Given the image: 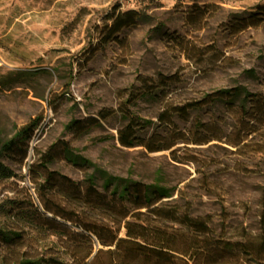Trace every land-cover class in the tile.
I'll return each mask as SVG.
<instances>
[{"label":"rangeland","instance_id":"obj_1","mask_svg":"<svg viewBox=\"0 0 264 264\" xmlns=\"http://www.w3.org/2000/svg\"><path fill=\"white\" fill-rule=\"evenodd\" d=\"M262 8L264 0H0V80L9 79L0 86V143L41 119L21 144L26 158L1 160L12 174L0 179V229L20 239L0 240V264H80L89 253L86 264H264V125L240 149L236 131L252 122L225 101L180 111L234 87L259 94L264 108V19L250 18ZM126 13L130 26L99 44ZM75 119L100 125L78 136L65 130ZM130 125L142 145L121 144ZM61 139L110 175L172 190L164 212L123 220L129 205L99 179L91 188V170L59 157L43 168L40 156ZM76 219L108 244L116 232L124 239L126 221L140 225L170 257L147 260L131 243L104 247Z\"/></svg>","mask_w":264,"mask_h":264},{"label":"trees","instance_id":"obj_2","mask_svg":"<svg viewBox=\"0 0 264 264\" xmlns=\"http://www.w3.org/2000/svg\"><path fill=\"white\" fill-rule=\"evenodd\" d=\"M264 8L258 10L255 14H251L250 18L258 17V19L263 20V17H259L262 15ZM131 14L126 13L123 15L117 16L106 37L99 41V44H107L111 40H115V35L118 34L123 28H127L130 26V21H125V17H129ZM256 19V20H258ZM250 22L243 25L241 28L242 30L251 27L254 25V21L250 19ZM163 25H158L155 27V30L158 32H162ZM166 32H163L162 35H166ZM106 38V39H105ZM107 40V41H106ZM172 40V39H171ZM178 43L181 44L179 41ZM104 45V44H103ZM9 81V79H8ZM8 81L0 80V86H4ZM262 97L257 94L250 92L244 87H234L231 89H221L212 94H207L203 97L202 101H193L191 103L186 104L185 106L180 108L182 114L187 110H197L200 109L203 104L211 103L216 105L217 103L225 101L226 107L233 110L234 113L240 112L242 115L248 117V123L252 122L251 125L248 127V131L245 133H241V130L237 129L238 141L235 144L236 147H240V149H246L250 147L252 144H247L245 141L249 138L250 135L255 134L258 131V127L264 125V108L256 109L257 105L261 103ZM41 119L36 118L31 120L28 124L21 127L13 138L3 143H0V179L8 178L11 176V171L6 167L1 160L4 158L9 159L10 155L15 152L23 151V155L21 160H24L27 156L28 149L21 147V144L24 145L28 143L35 131L40 127ZM100 123L97 120L90 119V120H72L70 121L66 127V131H76L78 136H82L87 134L90 130L94 127L99 126ZM127 133L125 134L124 139H121V144L124 147L130 148L135 145H142L143 143L137 140L136 136L132 134L134 128L132 125L128 126ZM242 134V135H241ZM26 147V146H25ZM252 147V146H251ZM261 147L264 148V143H262ZM152 151V150H151ZM62 158L66 163L70 164L76 168H82L84 170H91L92 172L88 175L87 181L92 186L95 184V180L99 179L102 183V188L104 191H109L113 197H115L120 204L129 205L126 211L121 216V219H126L129 217L130 219H137L143 215L141 210H146L149 213L155 214L158 212H164L163 208H159V204L162 200L168 199L172 196V190L162 186L161 184L155 182L151 184H143L140 182H136L131 178H122L108 174L107 172L100 169L98 166L94 165L90 160L83 157L79 153L74 150L69 142L61 139L50 145L48 150L40 156L41 166L47 169V166L52 164L57 158ZM43 198V195L41 196ZM31 206L34 208L32 201L30 202ZM36 208V207H35ZM44 211L49 212L50 209L47 205L43 207ZM36 212V211H35ZM26 214V212H22ZM168 218L172 216L170 211L165 213ZM263 216H264V209H263ZM178 219L187 224L189 227L196 231H203L206 230L205 223L201 222L199 219L191 218L189 214L182 213ZM74 224L78 225L83 233H90L93 234L97 241L102 244V246H114V250L119 248L123 243H131L136 248H139V255L143 256L147 260L150 259L151 255H154L156 259H165L170 257L169 252H164L161 248L156 247L152 243H147L145 237H143V233L141 232L143 229L142 226H137L134 228V223L126 221L125 223V237L119 238L118 232H116L111 237V242L108 244L102 240L100 232H97L93 227H90L88 224L82 223L80 220L76 219ZM119 231V230H118ZM86 239L87 237L84 236ZM20 239L18 233H6L2 229H0V240L3 242H12L13 240ZM146 240V244L139 243V240ZM88 240V238H87ZM99 253H97L94 257ZM91 253L82 261L83 264L85 260L89 258ZM93 259V260H94ZM17 264H62L59 260L55 258H22ZM86 264V263H84Z\"/></svg>","mask_w":264,"mask_h":264}]
</instances>
